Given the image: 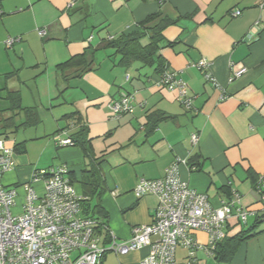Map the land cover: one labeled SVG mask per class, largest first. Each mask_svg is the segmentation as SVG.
I'll return each instance as SVG.
<instances>
[{"label": "crops", "instance_id": "crops-1", "mask_svg": "<svg viewBox=\"0 0 264 264\" xmlns=\"http://www.w3.org/2000/svg\"><path fill=\"white\" fill-rule=\"evenodd\" d=\"M237 11L241 15L234 17ZM155 15L159 17L146 28L163 18L175 22L163 32L173 45H164L160 55L165 71L176 72L187 85L192 110L182 106L176 90L156 86L162 74L154 67H124L115 50L106 47ZM16 37L21 41L7 48L6 40ZM89 49L95 51L94 70L70 77L58 69ZM201 60L210 62L208 72L228 89L225 101L195 67ZM234 64L248 72L228 85ZM1 91L0 111L9 108V91H18L22 106L39 119L12 132L25 129L21 142L10 140L11 134L0 138L14 149L15 166L2 179L6 188L21 189L32 184L36 171L65 166L77 192L86 197L83 184L92 182L86 173L96 167L107 226L119 241H127L133 227L153 222L158 206L153 195L135 196L140 180L162 179L180 158L186 161L180 166L182 180L205 194L212 206L230 201L236 192L241 206L256 214L248 225L262 222L261 233L222 264H264V205L256 191L257 179L264 177V0H0ZM128 96L133 110L110 118L109 103ZM162 114L168 119L150 133L149 117ZM17 120L22 124L23 114ZM47 124L53 126L50 131ZM32 128L36 134L29 136ZM82 128L88 130V154L81 146L59 145L56 136L62 131H67L62 139L74 140ZM195 134L196 145L191 141ZM33 186L41 196L43 184ZM23 193L19 198L18 190L13 208L18 214L25 204ZM193 238L203 247L208 244L204 232L195 231ZM148 254L149 248L125 256L108 253L102 264H139ZM195 257L196 264H216L204 249L195 251ZM176 259L186 261L187 250L179 248Z\"/></svg>", "mask_w": 264, "mask_h": 264}, {"label": "built area", "instance_id": "built-area-1", "mask_svg": "<svg viewBox=\"0 0 264 264\" xmlns=\"http://www.w3.org/2000/svg\"><path fill=\"white\" fill-rule=\"evenodd\" d=\"M240 15V11L233 14ZM45 34V30H39L41 37ZM20 40V37L10 38L5 46L11 48ZM249 40H254V36L250 34ZM195 67L220 93V101H225L228 89L208 72L210 62L201 60ZM231 71L228 85L248 72L246 67L235 64ZM156 86L176 90L180 103L187 110L193 108L187 85L177 78L176 72L165 71ZM108 107L112 119L133 110L130 96L112 101ZM63 136H67L66 130L56 136L60 146H75L74 140L62 139ZM191 141L196 145L198 135H193ZM185 164V160L177 158L162 179L140 180L135 196L153 195L158 199L153 222L133 227L130 239L119 241L102 221L82 214L87 198L77 192L65 166L36 171L32 184L21 186L26 193L22 213H14L19 189H8L2 182L3 176L15 166L14 149L0 140V264H102L108 253L125 256L143 248H149V254L139 264H196L195 251L199 249L212 257L227 236L231 221L247 224L256 214L241 206V197L236 192L230 201L212 206L205 194L182 180L180 166ZM37 182L43 184L41 196L33 186ZM256 191L264 205V177L258 180ZM101 229L108 234L106 243ZM195 231L207 234L206 247L193 238ZM179 248L187 250V259L181 263L176 259Z\"/></svg>", "mask_w": 264, "mask_h": 264}, {"label": "trees", "instance_id": "trees-1", "mask_svg": "<svg viewBox=\"0 0 264 264\" xmlns=\"http://www.w3.org/2000/svg\"><path fill=\"white\" fill-rule=\"evenodd\" d=\"M158 17L159 15H155L147 18V20L134 32L122 35L117 40L109 41L106 44L107 48L115 50V56L119 57L118 63L120 65L131 67L134 63H141L143 67H154L155 71L160 75L165 72L166 64L163 57L160 55V50L164 45L172 46L173 43L165 40L163 32L169 26L174 25L175 22L168 18H163L155 27L146 28L147 24L151 23ZM145 41L147 42L146 44L144 43ZM94 52L95 51L89 49L81 55L74 56L67 62L60 64L58 69L66 73L70 72V77H80L83 74L94 70L95 66H97ZM65 78H67V76ZM7 98L9 101V108L0 111V138H8L12 132L36 124L39 121L37 114H34L32 109L24 108L22 106L20 93L18 91H9ZM22 114L24 116V121L22 124H18L17 119ZM166 119H168V117L163 114L159 116H150L148 122L149 132L151 133L156 130L159 123ZM87 133L88 130L82 128L74 137V142L75 146L83 147L88 154L92 148L90 146V141L87 140ZM17 147L21 148L22 145ZM190 164L192 166V163ZM98 172L97 168L94 167L86 173L90 174L92 182H85L83 184L85 189L84 194L87 201L82 205V214L85 217L98 219L107 225V213L100 202L102 194L100 189L102 188V185ZM257 184L258 179L256 181V188ZM95 200L96 203L94 204ZM233 222L234 223L232 224L231 222L229 223L227 236L218 244L213 252V258L216 264L230 263L242 243L261 233L259 230L260 224H262L261 221H257L252 225H248L249 220L247 224H242L239 220H234ZM235 228H238V230H233ZM100 232L103 233V236L105 237L104 243H106L109 239L107 232L104 230Z\"/></svg>", "mask_w": 264, "mask_h": 264}, {"label": "rangeland", "instance_id": "rangeland-1", "mask_svg": "<svg viewBox=\"0 0 264 264\" xmlns=\"http://www.w3.org/2000/svg\"><path fill=\"white\" fill-rule=\"evenodd\" d=\"M5 50V49H4ZM6 51V50H5ZM10 50H8L7 52H9ZM105 52H111L112 53V51L111 50H107V51H105ZM104 55V54H103ZM23 89V91H25L26 93H28L24 88H22ZM4 91H1L0 92V98L1 97H4ZM25 96L27 97V98H29V94H25ZM1 102V101H0ZM27 103H30V102H27ZM25 104V105H28V104ZM29 105H31V104H29ZM47 131H50L52 128H53V126L52 125H50V124H47ZM36 130L37 129H34V128H32V129H28V131L27 132H30V134H29V136H31V135H35L36 133ZM41 130H44L43 129V127L41 128ZM25 132V129L24 130H21V131H19L17 134L15 133V134H11L10 135V140H17V141H19V142H21L22 141V138H23V136H24V133ZM51 137V136H50ZM18 138V139H17ZM24 191L22 190V188L21 189H19V195H20V197L19 198H22L23 197V195H24V193H23ZM105 195V194H104ZM96 203V200L94 201V204ZM14 213H16V212H14ZM252 225V224H251Z\"/></svg>", "mask_w": 264, "mask_h": 264}]
</instances>
